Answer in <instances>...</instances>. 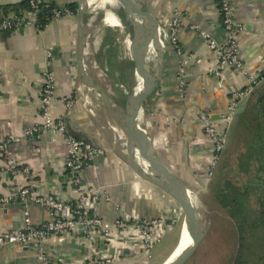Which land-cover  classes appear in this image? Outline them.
<instances>
[{
	"label": "crops",
	"instance_id": "0c3cea01",
	"mask_svg": "<svg viewBox=\"0 0 264 264\" xmlns=\"http://www.w3.org/2000/svg\"><path fill=\"white\" fill-rule=\"evenodd\" d=\"M25 1L28 0H0V20L7 16H3L4 8ZM47 1L70 8L82 0ZM142 1L162 27L176 15L182 20L176 35L181 53L172 56L170 48L167 49L159 81L162 84L144 102L137 121L149 134L164 165L189 190L196 191L197 197H212L214 178L207 175L212 148L198 117L207 114L213 126L226 132L224 158L237 115L244 110L248 99L264 86V0H229L234 24L238 27L235 35L238 56L244 68L242 72L226 69L221 74L214 68L212 51L197 31L188 28L194 26L224 43L227 34L222 29L217 0ZM114 3L112 0L111 4ZM110 10L105 13V20L98 16L86 30L83 58L89 75L103 86L114 102L123 106L120 97L124 93L118 89L120 97L117 98L111 90L121 86L124 92L131 91L136 77L129 73L130 68L120 61L117 62L121 66L110 59L103 62L107 79L104 84L94 73L90 61L94 60L95 53L88 46V35L101 31L100 23L133 30L131 23ZM103 36L105 40L107 32L103 31ZM75 39L76 14L73 13L50 22L42 30L29 27L0 34V140L20 137L38 122L41 69L48 62L55 79L53 119L64 120L71 136L85 139L99 150L82 174L84 186L102 189L107 194L108 201L100 199L98 202L99 216L112 222L123 215L142 220L165 215L166 223L147 251L140 249L126 234L105 246L94 235H67L48 240L43 256L26 247L6 245L0 248V264H165L177 249L183 229L182 223L178 237L175 222L180 212L177 205L143 181L131 167L124 145L125 134L117 125L116 131L111 128L110 118L103 109L85 99L70 109L62 102L76 87L82 94L75 66ZM129 47L133 60L141 62L134 32ZM110 51V48L102 49L101 55ZM143 65L141 62L138 66L140 73H143ZM118 66L125 69L119 71ZM251 77H256V81L252 82ZM245 89L248 93L237 101L234 117L225 122L221 117L234 93ZM9 147L17 162L28 171L19 176L18 184H26L39 194H54L68 202L74 200L76 193L65 184L63 135L45 132L34 138L21 137ZM15 184L0 158V235L22 229L26 221L38 224L48 216L41 206L34 204L26 209L19 201L7 202L5 197L15 195Z\"/></svg>",
	"mask_w": 264,
	"mask_h": 264
},
{
	"label": "built area",
	"instance_id": "2783aa9c",
	"mask_svg": "<svg viewBox=\"0 0 264 264\" xmlns=\"http://www.w3.org/2000/svg\"><path fill=\"white\" fill-rule=\"evenodd\" d=\"M217 1L222 29L227 34L224 43H219L210 33L199 31L194 26L188 28L197 31L200 38L212 51L214 68L219 74L226 69L242 72L244 67L239 59L235 40L238 27L233 21L231 4L229 0ZM69 14H72V12L68 7L55 6L47 0H28V9L17 14H10L0 20V34L12 33L29 27L42 30L50 22L59 20ZM181 27L182 20L177 15L166 21L162 27L175 56L181 53L176 45V35ZM256 79V77H251L250 80L254 82ZM72 93L62 99L64 106L68 109L85 99L80 94L79 87L74 88ZM247 93L246 89L234 93L226 113L221 117L225 122H229L234 117L237 101L243 99ZM39 95L38 122L26 129L20 137L1 139L0 158L4 163V169L10 174L12 182L16 183L15 195L5 197V200L7 202L19 201L26 209L34 204L41 206L47 211L48 216L38 224H31L26 221L22 229L3 233L0 235V248L11 244L31 248L43 256L46 242L54 237L94 235L105 246L114 239H121L126 234L135 241L140 249L150 250L158 238V230L166 223L165 215L155 220H142L139 217L123 215L112 222L105 221L99 216L98 202L100 199L108 201L106 192L82 184L84 168L92 162L99 150L90 143L71 136L64 120L53 119L51 107L55 99V79L48 62L41 69ZM198 120L212 148L213 157L208 172V177L212 178L218 157L225 147L226 132L213 126L210 118L205 113L200 114ZM114 126L117 127L115 124ZM45 132L59 133L64 137L66 144L65 184L76 193L72 202L64 201L54 194L36 193L28 185L17 183L19 176L27 174L28 171L17 162L13 153L9 150V145L18 142L21 137L34 138ZM89 264H92V262H89Z\"/></svg>",
	"mask_w": 264,
	"mask_h": 264
},
{
	"label": "water",
	"instance_id": "95a60500",
	"mask_svg": "<svg viewBox=\"0 0 264 264\" xmlns=\"http://www.w3.org/2000/svg\"><path fill=\"white\" fill-rule=\"evenodd\" d=\"M114 1L120 3V7L124 10L122 13L125 15H137L138 12H135L133 7L126 4V2H128L127 0ZM109 2L110 1L107 0H82L80 3L74 5V7H76V39L74 48L77 80L85 100L90 102L93 106L103 109L111 121L123 130L125 134V148L131 167L143 181L160 190L177 205L182 215L185 230L192 239V245L172 264H190L207 237L206 225L195 205L194 197L196 191L189 190L184 183L164 165L149 134L137 121L138 113L144 102L156 91L160 82L155 80L149 82V74H146L144 69L142 70L143 73H140L137 66L138 64L136 65V62L133 60L136 74L141 79V88L121 106L114 102L107 95L103 86L89 75L84 62L85 32L93 25L94 21L100 16L103 10L107 11L114 8L116 2L114 5ZM133 2L130 3L133 4ZM138 5L143 9L144 15L142 13L138 14H142L141 16L147 18V20L153 24L159 25L163 30L157 19L148 12L142 0ZM116 8L119 9L118 6ZM169 48L171 55L174 56L170 43ZM79 140L87 142L82 138ZM135 157H138L139 161L144 164V169L140 167ZM28 249L33 250L31 248Z\"/></svg>",
	"mask_w": 264,
	"mask_h": 264
},
{
	"label": "trees",
	"instance_id": "16d2710c",
	"mask_svg": "<svg viewBox=\"0 0 264 264\" xmlns=\"http://www.w3.org/2000/svg\"><path fill=\"white\" fill-rule=\"evenodd\" d=\"M26 9L28 1L4 8L3 16ZM70 10L76 14V7ZM231 136V150L227 148L223 158V149L214 169L211 198L235 226L231 264H264V86L237 115ZM254 240L259 244L252 249Z\"/></svg>",
	"mask_w": 264,
	"mask_h": 264
},
{
	"label": "rangeland",
	"instance_id": "374dc122",
	"mask_svg": "<svg viewBox=\"0 0 264 264\" xmlns=\"http://www.w3.org/2000/svg\"><path fill=\"white\" fill-rule=\"evenodd\" d=\"M117 6L119 7V9L116 8ZM106 12L107 11L103 10L100 13V20L104 19ZM109 12H116L122 17L126 16L124 13H122L118 1L115 3L114 9L110 10ZM100 26L101 31L96 30L95 33H93L92 35H88V46L92 49L93 53H95L94 60H90L91 67L94 69V73L98 75V78H100L99 80H101L104 84H106L107 79L105 77L106 74H104L105 67L102 65L103 62H107V60L110 59L112 63L120 65L117 62L120 61L122 65L126 64V66L124 67L130 68L129 73H132V75L136 77L134 85H132L131 91L124 92L121 86L116 87V90H111L113 96L117 98L120 97L117 92L118 89L120 90V92L124 93L123 96H121L120 98L122 100V103L125 104L128 99L133 96L136 92H138L141 88L140 87L138 89V87L141 85V81L140 77L136 76L137 74L135 69V63L132 58V53L129 49L130 43L133 42V35L125 26L114 27L108 25L107 23H104L102 25L100 23ZM103 31L107 32L108 34V37L105 40L103 36ZM107 48H110L112 51H110L109 54L106 53L105 55H101V50ZM124 67H119V71L125 69ZM177 73L178 70L176 74ZM102 74L103 76H101ZM160 84H162V82H160ZM108 124L114 131L115 129H117L110 119L108 121ZM232 145L233 136H231L229 139L227 151L231 150ZM210 196L211 195H207L206 197H197L195 194L194 197L196 208L202 216V219L207 228V237L200 250L198 251L197 255L190 264H231L233 258L235 257L237 247V234L235 233V226L227 217V215L221 210H219V206L216 204L215 200L212 199ZM176 209L178 210L177 206ZM182 222V215L179 214L175 222L178 237ZM257 242V240L252 241V249H255L256 244H259Z\"/></svg>",
	"mask_w": 264,
	"mask_h": 264
},
{
	"label": "bare ground",
	"instance_id": "6f19581e",
	"mask_svg": "<svg viewBox=\"0 0 264 264\" xmlns=\"http://www.w3.org/2000/svg\"><path fill=\"white\" fill-rule=\"evenodd\" d=\"M107 1H110L109 3L112 2V0H107ZM127 1L128 2H126V4L128 6L133 7L134 8L133 10L135 12L142 13V14L144 13L141 6L138 5V3H140L141 0H133L134 2L130 0H127ZM130 2H133V4H131ZM121 10L124 11L122 8ZM112 13L118 16V18H121L119 15H117L116 12H112ZM138 13L137 15L135 14L126 15L125 17H122V18H124L128 23H131L133 27V30L131 29L130 32L132 33V35L134 32V37L136 39V45L140 51L139 58L142 64H144L143 65L144 68H141V69H145L146 74H149V78H148L149 82L154 81V80L160 81L163 71H164L167 49L169 48L168 37L159 25L157 26L153 24L152 22L147 20V18L141 16L142 14H138ZM104 20H105V16H104ZM138 60L139 59H137V61L134 60L136 62V65L138 64L137 66L141 64V62ZM140 87L141 85L138 87V89ZM135 158L139 162L140 167L144 169V164L141 161H139L138 157H135ZM191 245H192V239L186 232L185 227L183 225L178 247L165 264H172Z\"/></svg>",
	"mask_w": 264,
	"mask_h": 264
}]
</instances>
